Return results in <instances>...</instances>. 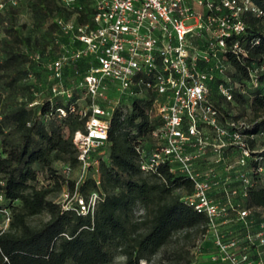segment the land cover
Instances as JSON below:
<instances>
[{"label": "built area", "instance_id": "2783aa9c", "mask_svg": "<svg viewBox=\"0 0 264 264\" xmlns=\"http://www.w3.org/2000/svg\"><path fill=\"white\" fill-rule=\"evenodd\" d=\"M21 1L0 0V11ZM262 1L263 6L257 0H58L80 13L91 9L85 22L55 18L58 29L76 37L79 45H62L61 55L46 64L53 80L49 99L65 104L45 118L79 114L86 124L73 135L81 173L73 178L75 168L62 167L76 185L73 192L65 186L56 200L63 210L94 214L103 195L94 190L84 196L79 184L91 169L98 172L94 177L100 183V157L107 155L114 112L128 99L154 97L151 107L157 108L160 123L151 132V148L137 146L140 167L155 173L167 166L194 182L193 191L178 193L185 204L208 217L197 245L202 260L264 264V207L247 201L250 191L264 181V127L254 131L260 119L226 117L213 99L215 83L226 101L233 98L213 59L219 61L218 72L225 73L221 55L229 60V53L239 58L247 54L238 36L247 32V15L264 20ZM33 58L38 61L42 55ZM82 59L90 66L76 69L74 84L66 83V66ZM249 70L251 82L260 85L264 63ZM39 103L36 99L30 106ZM1 149L0 142V155ZM4 183L0 180V186ZM5 200L0 187L3 229L11 220Z\"/></svg>", "mask_w": 264, "mask_h": 264}, {"label": "trees", "instance_id": "16d2710c", "mask_svg": "<svg viewBox=\"0 0 264 264\" xmlns=\"http://www.w3.org/2000/svg\"><path fill=\"white\" fill-rule=\"evenodd\" d=\"M257 1L263 6L262 0ZM55 2L60 4L58 0H31L30 5L37 17L51 19L56 25ZM59 7L58 16L63 13L62 5ZM10 8L9 20L4 25L7 37L0 45V87H3L0 90V180L5 181L0 187L11 220L8 227L0 228V264H112L118 255L124 257L125 264H141L142 260L148 264H191V246L205 231L208 217L185 204L178 189L191 192L194 182L176 176L167 166L147 173L139 163L137 146L144 145V137L151 136L160 123L158 119H150L154 97L133 99L131 110L114 112L106 152L108 160L100 157V183L90 171L79 184V193L84 196L94 190L103 195L93 215L63 210L50 197L53 191H63L65 186L72 192L76 189L75 180L67 178L62 168L59 170L55 165L62 162L75 169L79 167L73 135L78 129H85V118L79 114L62 119L45 118L56 106L64 105L63 100L52 104L48 98L30 106L36 98L28 101L14 94L35 68L24 66L30 60L22 48L28 46V39L15 20L18 7L10 5ZM246 21L247 32L238 37L243 38L247 54L242 58L228 54L234 75L242 83L251 82L250 68L264 63L262 18L249 14ZM257 38L259 42L254 44L252 41ZM33 62L40 64L41 60ZM89 66L87 59L77 61L72 69L74 79L76 69L85 71ZM259 74L262 83L264 70ZM35 86L29 85L33 92ZM258 89L260 94L264 91ZM263 101L261 95L256 99L258 104ZM214 103L229 117L218 101L214 99ZM261 119L254 131L264 125V116ZM58 120L70 125L69 136L62 125L55 123ZM18 134L17 142L14 137ZM41 173L52 180L53 187L44 185ZM247 201L264 207V182L250 191ZM139 207L143 212L137 216L135 211ZM41 214L49 218L32 223Z\"/></svg>", "mask_w": 264, "mask_h": 264}, {"label": "rangeland", "instance_id": "374dc122", "mask_svg": "<svg viewBox=\"0 0 264 264\" xmlns=\"http://www.w3.org/2000/svg\"><path fill=\"white\" fill-rule=\"evenodd\" d=\"M31 0H23L20 3H18L17 7L19 11L16 13L15 20H17V23L22 26L23 35L28 39V46L22 47L24 51H26L29 56L30 60L27 61L24 66L29 69L33 66L34 71H31V76L27 77L24 82L19 84L18 88L14 91V94L17 96H20L21 98L24 97L28 101H31L32 99H39L42 102L46 101L48 98H50L51 95V89L50 86L53 82V80L50 77V73L47 68V62L51 59H55L61 55V47L62 45H67L70 49H75L79 42L76 37H73L72 35L65 34L62 31L58 29V27L54 24V21L51 19H41L40 17H37L32 9ZM57 7L54 11V15L58 16L60 14V7L58 3H54ZM62 5V4H61ZM10 5H5V8L2 9V15H0V45H2L4 39L7 37L4 25L9 20L10 17ZM90 9V8H89ZM59 12V13H58ZM62 16L72 19L76 22H85L90 20V10H86L84 13L77 12L76 10H70L68 8H65L62 5ZM262 24L264 25V20H262ZM56 40H59V43H56ZM35 54H41V63H34L35 60L33 58V55ZM220 58V57H219ZM34 59V60H33ZM221 60H223V63L227 66V70H225V73H219L217 70V64L219 61L217 59H213V67H215V71L218 73L219 77H223L222 79H227L225 83L227 86L229 85L232 89L233 98L231 100L226 101V99L221 95L220 91L218 90L217 84L215 83L213 85V99L218 101L219 105H221L224 110L230 114L231 116L236 117H246L248 120L251 121H258L263 120L261 119L264 116V101L262 104H258L256 102L257 97L261 95V97H264V91L260 94L258 88H262L264 90V81L260 83V85L255 86L250 81H243L240 82L236 76L234 75L235 70L230 65L229 60H226L223 55H221ZM36 61V60H35ZM67 71L64 76V80L68 84H74V76L72 74V65H67ZM36 84L34 92L32 91L33 88L29 87V85ZM39 88V89H36ZM2 86L0 87V90H2ZM63 100V99H62ZM85 103V102H82ZM133 105V99H128L121 107L124 110H131ZM158 118V111L157 108L153 107L150 108V119L152 121H155ZM57 125H62L64 129V133L66 136H69L71 134L70 125L62 124L61 121H55ZM264 126V125H262ZM144 145L147 149L151 148L153 139L151 136L146 135L144 137ZM20 136L15 135L14 141H19ZM107 154V153H106ZM108 155V154H107ZM106 155V160H108V157ZM56 168L60 170L62 168L63 163L58 162L56 165ZM92 175H97L98 172L95 169H91ZM81 173L80 169H75L72 177L77 178L79 174ZM40 180L43 181L44 185L46 186H52L53 183L52 180L47 178V176L43 173L40 174ZM264 182V181H263ZM61 193L62 190H55L50 194V197L54 200H60L61 199ZM143 212V208L139 207L135 211V214L138 216ZM49 216L47 214H41L38 216H35V218L32 219V223H38L42 220L48 219ZM4 218L0 216V227L4 226ZM201 236L195 240V244L191 246V258H193V261L202 260L199 254L197 245L199 243ZM115 261L112 262V264H125L124 257L122 255H118L115 259ZM199 264H215L207 259H203V262L200 261ZM141 264H148L147 260H142Z\"/></svg>", "mask_w": 264, "mask_h": 264}, {"label": "crops", "instance_id": "0c3cea01", "mask_svg": "<svg viewBox=\"0 0 264 264\" xmlns=\"http://www.w3.org/2000/svg\"><path fill=\"white\" fill-rule=\"evenodd\" d=\"M202 262H203V260H202ZM199 263H201L200 261H198L196 264H199Z\"/></svg>", "mask_w": 264, "mask_h": 264}]
</instances>
